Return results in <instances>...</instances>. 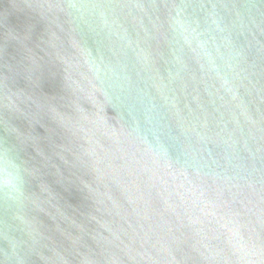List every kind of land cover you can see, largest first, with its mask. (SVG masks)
<instances>
[{
	"label": "water",
	"instance_id": "95a60500",
	"mask_svg": "<svg viewBox=\"0 0 264 264\" xmlns=\"http://www.w3.org/2000/svg\"><path fill=\"white\" fill-rule=\"evenodd\" d=\"M0 264H264V0H0Z\"/></svg>",
	"mask_w": 264,
	"mask_h": 264
},
{
	"label": "clouds",
	"instance_id": "9594fccd",
	"mask_svg": "<svg viewBox=\"0 0 264 264\" xmlns=\"http://www.w3.org/2000/svg\"><path fill=\"white\" fill-rule=\"evenodd\" d=\"M0 192L9 201L24 195V178L15 157L8 149L0 151Z\"/></svg>",
	"mask_w": 264,
	"mask_h": 264
}]
</instances>
